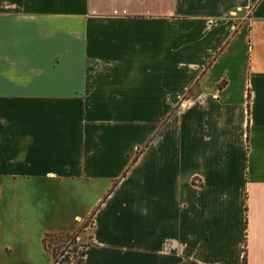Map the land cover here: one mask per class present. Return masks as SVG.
I'll return each mask as SVG.
<instances>
[{
  "label": "crops",
  "instance_id": "0c3cea01",
  "mask_svg": "<svg viewBox=\"0 0 264 264\" xmlns=\"http://www.w3.org/2000/svg\"><path fill=\"white\" fill-rule=\"evenodd\" d=\"M75 234L53 263L44 236ZM243 255L264 264V0H0V264Z\"/></svg>",
  "mask_w": 264,
  "mask_h": 264
},
{
  "label": "rangeland",
  "instance_id": "374dc122",
  "mask_svg": "<svg viewBox=\"0 0 264 264\" xmlns=\"http://www.w3.org/2000/svg\"><path fill=\"white\" fill-rule=\"evenodd\" d=\"M84 224L88 226L89 220H87ZM75 241V236H73L72 240L71 235H50L45 238L44 244L50 251L59 254L62 250L66 249L68 245L72 244V242Z\"/></svg>",
  "mask_w": 264,
  "mask_h": 264
},
{
  "label": "trees",
  "instance_id": "16d2710c",
  "mask_svg": "<svg viewBox=\"0 0 264 264\" xmlns=\"http://www.w3.org/2000/svg\"><path fill=\"white\" fill-rule=\"evenodd\" d=\"M76 234H78V233H76ZM76 234H75V235H71V236H72V240H73V236H75V238H76ZM48 236H50V235H45V236H44V238H43V245H44L45 250L48 251V252L51 254L52 262L55 263V262L57 261L58 257L60 256V254H62L63 251H64L65 249L62 250L59 254L54 253L53 251H50V250L47 248V246L44 244V240H45V238L48 237ZM74 240H75V239H74ZM72 243H73V242H72ZM242 264H245V256H244V255H243V257H242Z\"/></svg>",
  "mask_w": 264,
  "mask_h": 264
},
{
  "label": "built area",
  "instance_id": "2783aa9c",
  "mask_svg": "<svg viewBox=\"0 0 264 264\" xmlns=\"http://www.w3.org/2000/svg\"><path fill=\"white\" fill-rule=\"evenodd\" d=\"M188 105L189 104V100L187 99V100H184L182 103H181V105Z\"/></svg>",
  "mask_w": 264,
  "mask_h": 264
}]
</instances>
